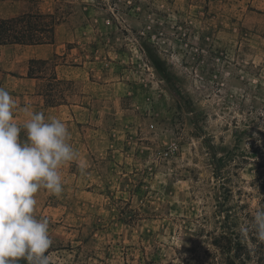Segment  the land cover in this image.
<instances>
[{
	"label": "rangeland",
	"instance_id": "374dc122",
	"mask_svg": "<svg viewBox=\"0 0 264 264\" xmlns=\"http://www.w3.org/2000/svg\"><path fill=\"white\" fill-rule=\"evenodd\" d=\"M39 1L57 53L0 47V87L14 118L57 104L85 165L36 196L50 264H222L214 238L264 206V0Z\"/></svg>",
	"mask_w": 264,
	"mask_h": 264
},
{
	"label": "clouds",
	"instance_id": "9594fccd",
	"mask_svg": "<svg viewBox=\"0 0 264 264\" xmlns=\"http://www.w3.org/2000/svg\"><path fill=\"white\" fill-rule=\"evenodd\" d=\"M16 101L0 87V264H50L47 255L53 241L49 221L35 214L40 190L59 197L64 191L63 169L77 162L85 165L72 146L64 121L22 109L23 122L14 119ZM24 138L21 139V133ZM264 241V206L252 212L243 227Z\"/></svg>",
	"mask_w": 264,
	"mask_h": 264
},
{
	"label": "trees",
	"instance_id": "16d2710c",
	"mask_svg": "<svg viewBox=\"0 0 264 264\" xmlns=\"http://www.w3.org/2000/svg\"><path fill=\"white\" fill-rule=\"evenodd\" d=\"M57 20L52 13H24L11 18L0 17V47L7 45L36 46L53 44ZM34 60H31L33 62ZM32 67L28 76L32 78ZM182 95V94H180ZM51 107L55 103L48 104ZM215 172L221 173L220 160L214 154ZM219 251L222 264H264V241L249 230L230 229L223 226L222 232L213 240Z\"/></svg>",
	"mask_w": 264,
	"mask_h": 264
},
{
	"label": "crops",
	"instance_id": "0c3cea01",
	"mask_svg": "<svg viewBox=\"0 0 264 264\" xmlns=\"http://www.w3.org/2000/svg\"><path fill=\"white\" fill-rule=\"evenodd\" d=\"M34 1H37V0H0V8L3 9L4 11H6L7 13H10V11L15 12L16 13L15 15H14V13L11 14L12 16L14 15L13 17H15V16L29 12L30 4H33L31 2H34ZM39 4H40V1H39ZM43 13H45V12H43ZM7 46H10V45H7ZM20 46H23V45H20ZM29 47H35L37 49L36 50L37 54H39L41 57H48V56L53 55L54 53H57V51L54 48V44H43V45H36V46H29ZM28 73H29V67L26 68V73H22V75H25L27 77ZM22 80L27 81L25 78H23ZM28 80H30V81L35 80L36 81L37 79H33V78L29 77ZM41 97L42 96L38 94V96H37V98H39V101L37 100L38 104L37 105H30L29 108H30V110H32L34 112H41L38 110L43 109L44 114L47 118L49 116L46 115V112H49L50 110L57 109L58 107H47L46 108L44 101L43 100L40 101ZM17 112H19V114L17 116H15L14 119L16 120V122L22 123L23 122V116L21 114L22 112H21V110L20 111L18 110Z\"/></svg>",
	"mask_w": 264,
	"mask_h": 264
}]
</instances>
